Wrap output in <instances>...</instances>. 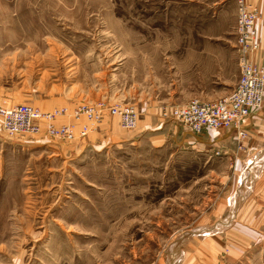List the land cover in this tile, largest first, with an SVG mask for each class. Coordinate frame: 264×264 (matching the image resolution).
Segmentation results:
<instances>
[{"label":"rangeland","instance_id":"1","mask_svg":"<svg viewBox=\"0 0 264 264\" xmlns=\"http://www.w3.org/2000/svg\"><path fill=\"white\" fill-rule=\"evenodd\" d=\"M235 1L0 0V104L141 113L72 142L0 128V264H264V162L244 174L260 152L198 150L160 115L233 90ZM204 48L222 50L216 65Z\"/></svg>","mask_w":264,"mask_h":264},{"label":"built area","instance_id":"2","mask_svg":"<svg viewBox=\"0 0 264 264\" xmlns=\"http://www.w3.org/2000/svg\"><path fill=\"white\" fill-rule=\"evenodd\" d=\"M236 51L238 78L231 93L212 101L191 100L184 105L162 108L163 119L177 122L193 135L205 130H233L234 140L246 138L244 121L250 112L261 107L264 99V68L252 63L249 56L257 51L255 21L257 13L244 0H236ZM107 117L125 131L135 129L138 114L132 105H109L104 102L79 104L73 108L40 110L26 104H0V128L9 137L28 136L72 142L94 131ZM59 119H67L58 123Z\"/></svg>","mask_w":264,"mask_h":264},{"label":"crops","instance_id":"3","mask_svg":"<svg viewBox=\"0 0 264 264\" xmlns=\"http://www.w3.org/2000/svg\"><path fill=\"white\" fill-rule=\"evenodd\" d=\"M249 5L254 7V10L257 13V18L255 21V29H256V38L258 43L257 51L252 54L251 61L252 63L259 65L264 68V0H246ZM181 57H176L174 55L173 61L176 62V65H183L186 66V63L190 61V56L192 50L190 49H184L182 50ZM195 53V51H194ZM196 56L205 57V60L207 62L214 63L216 65L217 57L222 55V50L217 48H204V49H198L196 50ZM175 64L173 66H176ZM178 67H176L177 69ZM216 94L206 97L205 99H216ZM197 100V99H193ZM191 101V100H189ZM188 101V102H189ZM201 101V100H197ZM203 101V100H202ZM210 102V101H205ZM212 102V101H211ZM139 114V111L137 113ZM143 120H138V122L144 123ZM108 126V125H107ZM148 126V123H145L142 125V131L140 132V135H145V127ZM164 129L165 131V125L163 123H158V126L154 130H148L153 133L154 131H160L161 129ZM108 127L106 128L107 132ZM243 129L246 133V138L242 141H235L234 140V131L227 129V130H205L203 133H201L198 136H193L192 134H189L185 132L186 129H183L182 127L178 126V128H170L167 129L171 131L172 134H175V136L182 137L183 143H187L190 146H196L198 150H204V149H210L213 148V150L216 148L217 151H223V152H230L238 154L244 151L249 152H260L258 155H256L247 165V171H245V180L250 176L251 172H253L256 168L258 169L261 166V163L264 162V99L261 107L257 110H253L250 112L249 117L244 121L243 123ZM100 130V127H99ZM185 133V135H184ZM148 140L150 144L153 147H159L162 145L163 142V135L161 133L150 135L148 136ZM223 149V150H222ZM242 184L244 183L241 181ZM242 193L236 192L235 193V199L232 201V207H233V214L236 210V206L238 201L241 199ZM215 231H219V229H215Z\"/></svg>","mask_w":264,"mask_h":264}]
</instances>
